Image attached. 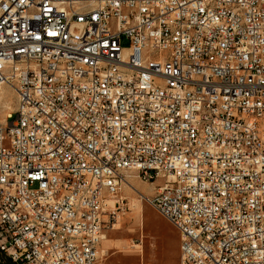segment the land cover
I'll return each mask as SVG.
<instances>
[{"label":"built area","instance_id":"built-area-1","mask_svg":"<svg viewBox=\"0 0 264 264\" xmlns=\"http://www.w3.org/2000/svg\"><path fill=\"white\" fill-rule=\"evenodd\" d=\"M0 250L103 264L126 174L178 264H264V0H0Z\"/></svg>","mask_w":264,"mask_h":264},{"label":"rangeland","instance_id":"rangeland-1","mask_svg":"<svg viewBox=\"0 0 264 264\" xmlns=\"http://www.w3.org/2000/svg\"><path fill=\"white\" fill-rule=\"evenodd\" d=\"M7 96L1 97V92ZM16 105V95L11 87L0 88V126ZM121 189L124 203L116 211V219L106 225V238L100 249L103 264H178L179 234L175 227L147 204L141 195L151 196L163 179H141L135 172L126 174Z\"/></svg>","mask_w":264,"mask_h":264},{"label":"trees","instance_id":"trees-1","mask_svg":"<svg viewBox=\"0 0 264 264\" xmlns=\"http://www.w3.org/2000/svg\"><path fill=\"white\" fill-rule=\"evenodd\" d=\"M0 264H17L3 251L0 250Z\"/></svg>","mask_w":264,"mask_h":264},{"label":"bare ground","instance_id":"bare-ground-1","mask_svg":"<svg viewBox=\"0 0 264 264\" xmlns=\"http://www.w3.org/2000/svg\"><path fill=\"white\" fill-rule=\"evenodd\" d=\"M1 87H2V86H1ZM1 87H0V88H1ZM1 94H2L1 97H2V96L5 97V96H7V91H3V92H1ZM126 185H128L127 182H126Z\"/></svg>","mask_w":264,"mask_h":264},{"label":"crops","instance_id":"crops-1","mask_svg":"<svg viewBox=\"0 0 264 264\" xmlns=\"http://www.w3.org/2000/svg\"><path fill=\"white\" fill-rule=\"evenodd\" d=\"M105 238H106V236H105ZM101 244H102V242H101ZM100 244V247H102V245ZM178 246V248H179V244L177 245ZM178 256H179V254H178Z\"/></svg>","mask_w":264,"mask_h":264}]
</instances>
